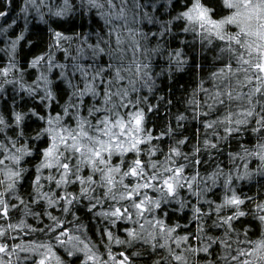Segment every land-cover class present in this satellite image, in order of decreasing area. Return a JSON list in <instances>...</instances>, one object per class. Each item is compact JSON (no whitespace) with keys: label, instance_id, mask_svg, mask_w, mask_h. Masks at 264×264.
<instances>
[{"label":"clouds","instance_id":"1","mask_svg":"<svg viewBox=\"0 0 264 264\" xmlns=\"http://www.w3.org/2000/svg\"><path fill=\"white\" fill-rule=\"evenodd\" d=\"M187 7L0 0V264H264V73Z\"/></svg>","mask_w":264,"mask_h":264},{"label":"snow or ice","instance_id":"2","mask_svg":"<svg viewBox=\"0 0 264 264\" xmlns=\"http://www.w3.org/2000/svg\"><path fill=\"white\" fill-rule=\"evenodd\" d=\"M190 7H187V10L183 13L185 18L189 23H197L203 34L205 31L209 35H215L220 40H226L229 43L235 41V43L241 48L246 50L245 54H241L239 57V63L241 64H251L253 54L258 58V62L253 64L252 67L255 68L257 73H264V0H223L224 5L227 6L228 9L233 10L231 15L224 16L222 18H217L216 14L209 7L206 0H188ZM64 9L57 8L56 14H62ZM236 25L239 28L238 32H225V25ZM63 34L60 32L56 33L57 43H59L60 37ZM244 37V39H242ZM67 39H71V37H65ZM230 51H235V49H229ZM83 70V65L80 66ZM226 68L228 73H231L233 65L227 64ZM5 72L8 69H4ZM237 71H240L237 68ZM247 71V69H245ZM221 74L227 75L224 72V69L220 70ZM259 87H257L256 91H259ZM143 119L142 115H136L135 120L136 123L139 124ZM66 142V141H65ZM48 152L51 153L52 149L49 148ZM97 156L100 155L99 152L96 153ZM65 168H68L69 165L65 164ZM135 172V169L132 170ZM169 188L172 189L173 185L169 184ZM132 193H129L131 196ZM232 203L239 204L242 203L238 198H233L231 200ZM137 207L143 209L145 206L143 203L137 205ZM117 212L122 214L121 209H117ZM0 213L3 215H9L7 206L3 207L0 210ZM231 219L230 217L228 218ZM48 247L49 251L47 254L42 255L38 264H48V261L53 258L54 249ZM18 247V246H17ZM258 249L264 250V241L258 242ZM7 251V246L4 244H0V253ZM89 259L94 260L95 257H89ZM179 259V257H177ZM57 264H59V258L57 257ZM119 264H126L124 259L119 261ZM247 264V261H245Z\"/></svg>","mask_w":264,"mask_h":264}]
</instances>
